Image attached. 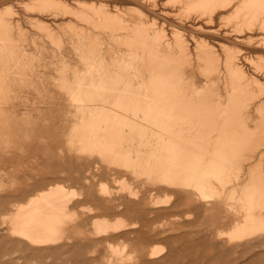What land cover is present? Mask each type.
Returning <instances> with one entry per match:
<instances>
[{"label": "rangeland", "instance_id": "rangeland-1", "mask_svg": "<svg viewBox=\"0 0 264 264\" xmlns=\"http://www.w3.org/2000/svg\"><path fill=\"white\" fill-rule=\"evenodd\" d=\"M35 1L0 0V15L2 14L0 16V120L8 119L9 134L11 135L4 137L0 134V174H2L0 175V219L1 216L13 212L20 205L26 204L33 196L45 190L52 181L54 184H63L69 191L76 192V196L72 201L75 218L67 223L66 228L67 230L74 227L78 228L81 235L76 238L78 243H75L74 246L64 243L62 246L67 247L66 250L63 247V249L57 248L46 252L27 251L23 255L21 249L7 240L0 230V247L2 248H0V264H64V262L65 264H73L72 262L75 260L74 264H236L237 262V264H263L264 228H257L256 224L249 223L250 235L241 239H233L230 232L236 224L247 225L249 218H258L256 212L264 211V207H260L264 206V204L261 205V202L258 205L257 202L252 204L255 199L251 195L249 186L250 184L255 188L258 187L256 191L261 187L264 188V65H261L264 64V53H261L264 52V49H262L264 48V29H262L264 27V0H227L228 3L224 0L223 2L227 5L230 3L229 8L224 11H219V5H216L215 2V4H212L201 0H159V5L158 0L155 2H152L154 0H147L144 5L148 9L149 4H156V15H149L150 17H145V11L138 5L119 1L114 3L118 5L117 9L128 11L124 18L114 19L115 25L111 23L112 26L109 25L111 28L107 25L112 21L106 20L104 17L101 18V20H104L101 24L99 23L101 21L100 17H93L95 14L55 16V14L62 13L61 9L57 10L55 7L53 9V7L50 8V6L45 5L47 9L45 12L44 6H41L42 1ZM56 1H66L70 3L69 5L73 9L76 7L71 4L74 3V0ZM164 1L168 4L167 8L162 5H167ZM185 3L187 4L184 5ZM33 5L39 7L37 10H43L45 13L42 14L43 18L37 14H31ZM204 5L208 6L209 12ZM171 6L173 7L171 8ZM212 6L215 9L217 8L218 11L214 10ZM8 8L10 9L9 13H5L6 10H9ZM183 8L186 10L184 11ZM109 9L111 12H114V9L116 10L114 6ZM210 9L214 14L213 16ZM2 10L3 13H1ZM189 10L194 11L190 12ZM133 11L137 14H134ZM163 13H166L168 17L164 16ZM199 13L202 14V17ZM139 14L141 16L143 14V16L140 17ZM169 14L171 16L174 14V16L171 17ZM185 14L186 16H183ZM196 14L199 15V18ZM26 15L28 18L42 19L46 24L37 23L35 20H27L25 19ZM207 16H210L211 19ZM51 17L55 18L52 19ZM95 18H98V21H95ZM155 18L157 21H155ZM207 19H210V21ZM150 22L153 24L151 25ZM173 22L174 25L182 27L183 30L186 29L183 31L185 32L184 35H182L184 45L187 46V50L184 52L172 46L168 48L163 41L156 40L155 33L151 32L154 28L158 31L162 27L167 36L166 40L171 42L172 35L168 28H170L169 25H173ZM207 22H210L208 26ZM198 26H200V29H198ZM201 29L204 31H201ZM211 29L215 32H211ZM191 30L193 31L191 32ZM230 32L235 35L232 33L229 35ZM188 33L190 37H188ZM243 33H245V36ZM204 34L206 37H204ZM195 38L204 43L205 48L208 49L207 51L210 50L209 52H211L213 58H211V61L207 56L205 57V52L195 50L193 40ZM248 43L251 45H248ZM238 44H243V47ZM262 45L263 47H261ZM224 48L226 49L224 50ZM241 48L244 50H241ZM238 50L240 52H237ZM244 56L247 57L244 58ZM230 57H234L233 60L232 58L230 60ZM260 57L261 59H259ZM213 60L215 63H211ZM227 60L228 62H226ZM231 61L238 64L237 72L231 69L232 67L229 64ZM250 61L253 65L249 63ZM259 66L261 67L258 69ZM240 67L242 71L239 69ZM91 68L92 70L96 69L93 70L92 75L95 83L103 85L101 78L108 77L106 78L108 80L106 86L109 90L105 91L106 89L103 90L100 86V93L102 94H97V91H94L92 97H94L95 102L72 101L70 95L71 91L76 89L77 78ZM251 69L256 73L254 74ZM164 76H170L172 82L178 85V96H175L177 102L185 103L190 100H198L197 102L202 104V107L197 110L204 113L207 120L211 116H215L219 121L221 120L220 122L217 121L216 125L210 124L201 127L204 133L203 144L200 148L203 149L204 154L211 155L215 144L223 147L229 145L224 139L225 129L233 131L237 135H246V138L230 143L233 151L231 156H227L228 162H223L224 168L216 171H206L205 175H208L213 191L211 194L200 192L193 183L188 186L177 185L176 188L170 189L164 186L165 189L159 187L162 183L154 181L152 177L163 168L170 165L174 167L175 163L169 162V158L174 159L176 156L167 151L171 148L169 142H184L187 140L184 137L192 130L190 125L185 122L169 126L162 125L153 109H150V105L156 101V92L153 88L156 86L157 80L162 79ZM86 79L88 81V78ZM193 89H199L198 97L193 93L194 91L192 92ZM89 92L87 93L89 94ZM100 103L102 104L101 107L104 108L97 107L100 106ZM109 109L111 110L109 111ZM114 110L115 112H113ZM82 112L84 115L86 113L85 116L100 117L102 121H105L94 122L93 124L94 126L103 127L95 130V133L99 136L98 141L102 145L91 149L92 151H99V148L100 151L105 152L101 156L96 153L80 151L82 149H80L81 146L78 143L83 141L81 136L86 133V131L79 128L82 124ZM124 116L126 117L124 118ZM130 118L132 119L130 120ZM137 123L138 125H135ZM15 126L19 128L18 132L15 131ZM105 127L107 128L105 129ZM117 130L118 132H116ZM72 131H74V134ZM10 132L17 137H13ZM120 132L124 133V138L113 139L110 137V135ZM171 133L182 135L184 133L185 136L183 135L182 138H180L181 136L171 137ZM145 135L147 136L145 137ZM140 136L143 142L140 140ZM217 136L218 139L216 140ZM6 141H11V144L9 143V147L3 150L5 146L3 144ZM38 141L40 142L38 143ZM26 144L30 148H26L28 147ZM37 145L38 148H36ZM50 146L52 150L49 149ZM37 149L40 151L39 153ZM109 149L113 152H109ZM142 149L146 152H143ZM18 154L25 158L18 157ZM47 157H49V161ZM58 157H60V162ZM75 157H77V161ZM43 158L44 160H42ZM65 158L70 160L69 163ZM203 158L205 163L210 161L207 155H203ZM92 159L94 160L90 161ZM100 159H109L110 161L104 163ZM96 160L98 163L95 162ZM23 161L26 165L28 163V167L23 165ZM149 162L150 166H148ZM61 163H63V166H61ZM74 164H76V167H74ZM29 165L32 168H29ZM67 166L70 168L64 169ZM92 166L93 168L97 166L98 170L97 168L93 169ZM58 168L61 170L59 171ZM146 168L148 169L146 170ZM51 173L52 176H50ZM67 174L68 177H66ZM213 174L215 176H211ZM104 185L106 193H103L101 189ZM26 190L29 192H26ZM135 190L136 192H134ZM173 191L175 194L180 193V195L176 197L175 194H172ZM122 195L127 196L126 199ZM179 196L181 199H179ZM260 196L264 198L263 195ZM142 197L144 200L141 199ZM262 197L260 198L262 199ZM260 198L259 200H261ZM125 208L128 209L125 210ZM96 217H105L110 222L119 221L122 227L118 231L111 232L108 237L97 240L90 234L92 232L90 223ZM108 243L111 244L113 249H110ZM82 246L84 247L82 248ZM123 247H125V250ZM158 248L162 249L160 256L154 259L151 258L152 252L150 251ZM219 250L220 252H218ZM16 251L17 253H15ZM18 251L22 253L20 252L19 255ZM48 253L54 254L53 257ZM30 255L31 257H29ZM46 255L47 257H45ZM245 255L247 256L245 257ZM152 260L154 262H150ZM90 261L91 263H89Z\"/></svg>", "mask_w": 264, "mask_h": 264}, {"label": "bare ground", "instance_id": "bare-ground-1", "mask_svg": "<svg viewBox=\"0 0 264 264\" xmlns=\"http://www.w3.org/2000/svg\"><path fill=\"white\" fill-rule=\"evenodd\" d=\"M38 0H36L35 2H37ZM40 2H41V6H44V8H45V5H47L48 7L50 6V8L51 7H53V9H54V7H55V9H57V10H59V9H61V11H62V13L61 14H59V15H56L55 14V16H65V15H74V14H95L93 17H100V20H101V18L103 19V17L107 20V19H109V21H112V22H105V23H107L108 25H107V27H110L111 28V23L112 24H114L115 25V20H116V18H119V17H122V18H124V16L127 14V11H126V9L125 10H123V11H121V10H119V9H117V7H118V5L117 4H114L115 2L117 3V2H119V1H125L126 3H134V4H136V5H138L139 7H141L144 11H145V17L146 16H148V17H150L151 15H153V16H155L156 15V12H155V9H156V4L155 3H153V4H149V9L147 8V7H145V3L147 2V0H74L73 2L74 3H71V4H73V5H75L76 7H74V9L72 8V6H70L69 4L70 3H68V2H61V1H56V0H39ZM156 0H154V1H152V2H155ZM195 1V0H194ZM201 1H207V2H210V3H216V5H219L218 6V8H219V11H224V10H226L227 8H229V4L227 5L226 3H224L223 1L224 0H201ZM227 3H228V1L227 0H225ZM158 2H159V5H160V1L158 0ZM165 2V1H164ZM185 2V1H184ZM198 2V1H197ZM157 3V2H156ZM163 3V2H162ZM161 3V4H162ZM166 4H167V2H165ZM174 3H175V1H174ZM173 3V4H174ZM183 3V2H182ZM193 3V2H192ZM214 3V4H215ZM219 3V4H218ZM240 3H241V1H240ZM30 4V3H29ZM34 4H37V3H34ZM187 3H185L184 5H186ZM205 4V3H204ZM147 5V4H146ZM157 5H158V3H157ZM162 5H164V6H166V8H167V6H168V4L167 5H165V4H162ZM172 5V4H171ZM203 5V4H202ZM208 5H209V3H208ZM7 6V5H6ZM29 6V5H28ZM113 7L114 6V8H116V10L114 9V12H111L110 11V9L109 8H111V7ZM131 6V5H130ZM174 6V5H173ZM173 6H171V8L173 7ZM189 6H191V5H189ZM193 6V5H192ZM204 6H206V5H204ZM214 6V5H213ZM212 6V7H213ZM12 7V6H11ZM24 7V6H23ZM33 7V10H31L32 12H31V14H37L39 17H41V18H43V15L45 14L44 12H43V10H37L39 7L36 5V6H32ZM138 7V8H139ZM159 7V6H158ZM163 7V6H162ZM170 7V6H169ZM200 7H201V5H200ZM207 8H208V6H206ZM209 7H211V6H209ZM232 7H234V6H232ZM255 7V6H254ZM7 8V7H6ZM160 8V7H159ZM164 8V7H163ZM188 8V7H187ZM202 8V7H201ZM9 9V8H8ZM49 9V8H48ZM131 9V8H130ZM133 9H135V8H133ZM132 9V10H133ZM170 9V8H169ZM184 9V8H183ZM191 9V8H190ZM204 9V8H203ZM212 9V8H211ZM211 9H210V12H211ZM213 9L214 10H217V8L215 9L214 7H213ZM213 9H212V11H213ZM5 10V9H4ZM23 10V9H22ZM27 10V9H26ZM37 10V11H36ZM46 8H45V12H46ZM50 10V9H49ZM52 10V9H51ZM56 10V13L58 12ZM77 10H79L78 12H77ZM137 10V9H136ZM136 10H134V11H136ZM166 10V9H165ZM186 9H184V11H185ZM205 10H206V8H205ZM209 10V8L207 9V11ZM234 10H236L235 8H234ZM9 11H10V9L7 11H5V13L6 12H8L9 13ZM54 11V10H53ZM133 11V12H134ZM162 11V10H161ZM171 11V10H170ZM181 11H182V9H181ZM190 12L192 11H194V10H189ZM188 11V12H189ZM218 11V10H217ZM12 12H13V10H12ZM25 12V11H24ZM28 12H29V10H28ZM35 12H38V13H35ZM48 12V11H47ZM51 12V11H50ZM55 12V11H54ZM54 12H53V15H54ZM129 12H131V11H129ZM137 12V11H136ZM169 12V11H168ZM176 12H177V10H176ZM195 12H196V10H195ZM209 12V11H208ZM207 12V13H208ZM264 12V11H263ZM1 13H3V10H2V12ZM7 13V14H8ZM52 13V12H51ZM141 13V12H140ZM148 13V14H147ZM162 13V12H161ZM177 13H179V12H177ZM205 13V12H204ZM212 13V12H211ZM213 13H214V11H213ZM212 13V16L215 14H213ZM220 13V12H219ZM27 15H28V13H26ZM43 14V15H42ZM129 14V13H128ZM132 14V13H131ZM134 14H137V13H135L134 12ZM159 14V13H158ZM164 14V13H163ZM182 14V13H181ZM188 14V13H187ZM192 14V13H191ZM201 13H199V15H200ZM263 14V13H262ZM2 15V14H1ZM0 15V16H1ZM5 15V14H4ZM27 15H26V18L25 19H27V20H35L37 23H42V24H46V22L45 21H43L42 19V21L39 19V18H32V17H27ZM92 15H90V16H92ZM140 15V17H142L143 16V14H142V16H141V14H139ZM138 15V16H139ZM150 15V16H149ZM161 15V14H160ZM166 15V13L164 14V16ZM170 15V14H169ZM197 15V14H196ZM199 15H197V17L199 18ZM205 15H207V14H205ZM210 15V14H209ZM10 16V15H9ZM23 16V15H22ZM167 16V15H166ZM171 16V15H170ZM169 16V17H170ZM172 16H174V14H172ZM171 16V17H172ZM179 16H180V14H179ZM183 16H186V14L185 15H183ZM201 17H202V14L200 15ZM211 16V15H210ZM210 16H207V17H209L210 18ZM211 16V17H212ZM220 16V15H219ZM86 17V16H85ZM92 17V18H93ZM157 17V16H156ZM161 17H163V16H161ZM168 17V16H167ZM166 17V18H167ZM176 18H177V15L175 16ZM196 17V16H195ZM52 18V17H51ZM55 18V17H54ZM54 18H52V19H54ZM90 18V17H89ZM98 18H95V21L98 19ZM165 18V19H166ZM182 18H184V17H182ZM188 18V17H187ZM190 18V17H189ZM204 19H205V17H203ZM115 19V20H114ZM151 19V18H150ZM154 19V18H153ZM156 19V18H155ZM211 19V18H210ZM210 19H207L208 21H210ZM218 19H220V18H218ZM47 20V19H46ZM51 20V19H50ZM99 20V21H100ZM114 20V21H113ZM120 20V19H119ZM152 20V19H151ZM164 20V19H163ZM175 20V19H174ZM177 20V19H176ZM180 20H182V19H180ZM184 20H185V18H184ZM199 20V19H198ZM201 20H202V18H201ZM206 20V19H205ZM1 21V20H0ZM19 21V20H18ZM98 21V20H97ZM104 22V20H101L99 23H101V24H103V22ZM121 21V20H120ZM154 21V20H153ZM155 21H157V19L155 20ZM166 21V20H165ZM186 21V20H185ZM192 21V20H191ZM195 21V20H194ZM197 21V20H196ZM212 21V20H211ZM171 22V21H170ZM200 22V21H199ZM203 22H204V20H203ZM96 23V22H95ZM98 23V22H97ZM96 23V24H97ZM117 23V22H116ZM156 23V22H155ZM181 24H183L182 22H180ZM186 23V22H185ZM194 23H196V22H194ZM197 23H198V21H197ZM210 22H207V26H208V24H209ZM54 24V23H53ZM118 24V23H117ZM150 24H151V22H150ZM153 24V23H152ZM151 24V25H152ZM164 24V23H163ZM162 24V25H163ZM166 24V23H165ZM188 24V23H187ZM190 24V23H189ZM109 25H111V26H109ZM149 25V24H148ZM161 25V24H160ZM200 25H201V23H200ZM205 25H206V23H205ZM247 25V24H246ZM257 25V24H256ZM56 26V25H55ZM98 26V25H97ZM119 26V25H118ZM145 26V25H144ZM150 26V25H149ZM156 26V25H155ZM165 26V25H164ZM163 26V27H164ZM170 26V28H168L169 30H170V33H171V35H172V41L171 42H168L166 39H167V36H166V34H165V31H164V29L161 27L158 31H156V29L154 28V30L152 29L151 30V32L152 33H155V39L157 40V39H160V41L162 42H164L167 46H168V48H170V46H172V47H175V48H178L179 50H183V52L185 51V50H187V46L185 47V45H184V37H182V35H184V33L185 32H183V31H185V30H183V28L182 27H179V26H177L176 24L174 25V22H173V25H169ZM168 26V27H169ZM184 26V25H183ZM210 26V25H209ZM254 26V25H253ZM259 26V25H258ZM261 26V25H260ZM259 26V27H260ZM264 26V25H263ZM18 27V26H17ZM93 27V26H92ZM115 27V26H114ZM188 27H190V25H188ZM192 27V26H191ZM195 27H196V25H195ZM202 27V26H201ZM206 27V26H205ZM258 27V28H259ZM262 27V26H261ZM151 28H153V27H151ZM150 28V29H151ZM187 28V27H186ZM167 29V30H168ZM195 29V28H194ZM198 29H200V26H198ZM206 29V28H205ZM238 29H240V28H238ZM262 29H264V27L262 28ZM148 30V29H147ZM208 30V29H207ZM212 30V29H211ZM150 31V30H149ZM193 30H191V32H192ZM198 31V30H197ZM201 31H204V30H202L201 29ZM200 31V32H201ZM206 31V30H205ZM210 31V30H209ZM236 32H237V30H235ZM234 31V32H235ZM260 31V30H259ZM263 31V30H262ZM113 32H114V28H113ZM190 32V33H191ZM211 32H215L214 30H212ZM218 32V31H217ZM220 32V31H219ZM235 32V33H236ZM240 32H242V31H240ZM243 32H245L244 30H243ZM234 34L233 32H230V33H228L229 35L230 34ZM237 33H239V32H237ZM236 33V34H237ZM248 33V32H247ZM252 33V32H251ZM189 34V33H188ZM217 34V33H216ZM226 34V33H225ZM242 34V33H241ZM245 33H243V35H244ZM153 35V34H152ZM186 35V34H185ZM193 35H194V33H193ZM198 35V34H197ZM196 35V36H197ZM201 36H202V34H200ZM218 35V34H217ZM227 35V34H226ZM226 35H224V36H226ZM228 35V36H229ZM235 35V34H234ZM238 35V34H237ZM150 36V35H149ZM192 36V35H191ZM212 36V35H211ZM220 36V35H219ZM245 36V35H244ZM188 37H190V34H189V36ZM200 37V36H199ZM204 37H206L205 36V34H204ZM210 37V36H209ZM212 37H214V36H212ZM212 37H211V39H212ZM216 37V36H215ZM237 37V36H236ZM187 38V37H186ZM197 38V37H196ZM196 38L195 39H193L194 40V42H195V50L196 51H202V52H205V57L207 56V58L208 59H210V61H211V58H212V55H211V52H209V51H207L208 49L207 48H205L206 46L204 45V43L203 42H201L200 40H196ZM200 38H202V37H200ZM220 38V37H219ZM218 38V39H219ZM224 38V37H223ZM242 38V37H241ZM188 39V38H187ZM225 39V38H224ZM228 39V38H227ZM239 39V38H238ZM243 39V38H242ZM246 39V38H245ZM260 39V38H259ZM152 40V39H151ZM186 40V39H185ZM189 40V39H188ZM232 40V39H231ZM244 40V39H243ZM242 40V41H243ZM207 41H208V39H207ZM263 41V40H262ZM153 42V41H152ZM155 42V41H154ZM159 42V41H158ZM205 42V41H204ZM210 42H212V41H210ZM224 42V41H223ZM264 42V41H263ZM237 43V42H236ZM241 43V42H240ZM133 44V43H132ZM141 44V43H140ZM161 44V43H160ZM185 44H186V42H185ZM191 44V43H190ZM194 44V43H193ZM228 44V43H227ZM246 44V43H245ZM250 43H248V45H249ZM126 45V44H125ZM162 45V44H161ZM187 45V44H186ZM240 47L243 45H241V44H238ZM251 45V44H250ZM165 46V45H164ZM208 46V45H207ZM211 46V45H210ZM237 46V45H236ZM235 46V47H236ZM246 46V45H245ZM244 46V47H245ZM257 46V45H256ZM129 47V46H128ZM162 47V46H161ZM171 47V48H172ZM221 47H222V45H221ZM225 47V46H224ZM238 47V46H237ZM243 47V46H242ZM247 47V46H246ZM245 47V48H246ZM259 47V46H258ZM261 47H263V45L261 46ZM148 48V47H147ZM157 48V47H156ZM163 48V47H162ZM165 48H167V47H165ZM208 48H210V47H208ZM229 48H231V47H229ZM247 48H249V47H247ZM139 49V48H138ZM158 49V48H157ZM210 49H213V48H210ZM226 48H224V50H225ZM240 49V48H239ZM243 48H241V50H242ZM251 49V48H250ZM253 49V48H252ZM262 49H264V48H262ZM168 50V49H167ZM222 50V49H221ZM244 50V49H243ZM247 50H249V49H247ZM256 50V49H255ZM138 51V50H137ZM230 51V50H229ZM259 51V50H258ZM257 51V52H258ZM135 52V51H134ZM214 52V51H213ZM212 52V53H213ZM224 52V51H223ZM227 52V51H226ZM235 52V51H234ZM237 52H240L239 50L237 51ZM260 52V51H259ZM132 53V52H131ZM182 53V52H181ZM195 53H197V52H195ZM228 53V52H227ZM231 53H232V51H231ZM253 53V52H252ZM261 53H264V52H261ZM135 54V53H134ZM161 54V53H160ZM226 54V53H225ZM230 54V53H229ZM235 54H236V52H235ZM240 55L242 54V52L241 53H239ZM249 54V53H248ZM256 54V53H255ZM136 55V54H135ZM198 55V54H197ZM201 55V54H200ZM236 55H238V54H236ZM236 55H235V57H236ZM246 55V54H245ZM151 56V55H150ZM217 56V55H216ZM230 56H231V54H230ZM233 56H234V53H233ZM248 56V55H247ZM247 56H244V58H246ZM141 57V56H140ZM202 57V56H201ZM228 57V56H227ZM239 57V56H238ZM238 57H237V59H238ZM243 57V56H242ZM241 57V58H242ZM262 57V56H261ZM261 57L259 58V59H261ZM231 58L232 57H230V60H231ZM234 58V57H233ZM233 58H232V60H233ZM263 58V57H262ZM133 59V58H132ZM158 59V58H157ZM202 59H203V57H202ZM205 59V58H204ZM213 59V58H212ZM225 59V58H224ZM257 59V58H256ZM226 60V59H225ZM248 60V59H247ZM246 60V61H247ZM203 61H205V60H203ZM216 61V60H215ZM219 61V60H218ZM241 61V60H240ZM243 61V60H242ZM244 61H245V59H244ZM225 62V61H224ZM226 62H228V60L226 61ZM225 62V63H226ZM248 62V61H247ZM84 63H85V60H84ZM210 63V62H209ZM211 63H215L214 62V60H213V62H211ZM210 63V64H211ZM237 63V62H236ZM241 63V62H240ZM245 63V62H244ZM250 64H252V62L250 61L249 62ZM224 64V63H223ZM229 64H230V66L232 67H230L231 69H233V70H236V72L238 71V64H235V62H229ZM228 64V65H229ZM246 64V63H245ZM86 65V64H85ZM227 65V66H228ZM249 65V64H248ZM253 65V64H252ZM261 65H264V64H261ZM86 66H88V65H86ZM227 66H225V67H227ZM243 66V65H242ZM251 66V65H250ZM261 66H259L258 67V69L260 68ZM248 68H249V66H248ZM255 68V67H254ZM101 69V68H100ZM226 69V68H225ZM240 70H241V67L239 68ZM243 69V68H242ZM93 70H96L95 68L93 69ZM93 70H92V68L91 69H87L85 72H83L82 74H81V76L80 77H78L77 78V85H76V89L75 90H73V91H71L72 93H71V95H70V98H71V100L72 101H74V102H83L84 100V102H86V101H88V102H95V99H94V97H92V94L94 93V91H97V94H102V93H100V91H101V89H100V86H101V88L103 89V90H105V91H108L109 90V88H108V86H106L107 84H108V80L106 79V78H108V77H106V78H104V77H102V76H100V77H102L101 78V83H103V85H100V84H97V83H95V81H94V79H93ZM227 70V69H226ZM230 70V69H229ZM232 70V71H233ZM239 70V71H240ZM252 70V69H251ZM242 71V70H241ZM253 71V70H252ZM257 71V70H256ZM218 72V71H217ZM227 72V71H226ZM235 72V73H236ZM254 72V74L256 73L255 71H253ZM258 72V71H257ZM81 73V72H80ZM80 73H79V75H80ZM99 73H100V71H99ZM102 73V72H101ZM262 73V72H261ZM239 74H240V72H239ZM238 74V75H239ZM250 74V73H249ZM102 75V74H101ZM226 75V74H225ZM263 75V74H262ZM218 76V75H217ZM224 76V75H223ZM241 76V75H240ZM257 76H258V74H257ZM264 76V75H263ZM179 77V76H178ZM260 77V76H259ZM76 78V77H75ZM86 78H88V81H87V79ZM241 78V77H240ZM245 78H247L246 76H245ZM255 79V78H254ZM111 80V79H110ZM229 80V79H228ZM138 81V80H137ZM136 81V82H137ZM177 81V80H176ZM232 81V80H231ZM250 81H252V80H250ZM254 81V80H253ZM261 81V80H260ZM263 81V80H262ZM247 82H248V80H247ZM150 83V82H149ZM236 83V82H235ZM66 87V86H65ZM177 88H178V85L177 84H174L173 82H172V80H171V77L170 76H164L162 79H159V80H157V84H156V86L153 88L154 89V91L156 92V101H154V103H152L151 105H150V109L152 110L153 109V111H154V113H155V115L156 116H158V119H159V121H160V123L162 124V125H167V126H169V125H175V124H178V123H183V122H185V123H188L189 125H190V128L192 129L186 136L184 135V133H183V135L185 136L184 138H186L187 140H185L184 142H180V143H175V142H169V146H171V148L170 149H168L167 151L168 152H170V153H173L176 157L174 158V159H172V158H169V162H174L175 163V165H174V167H172L171 165L170 166H168V167H166V168H163V169H159L160 171H159V173L158 174H154V176H152L153 177V179H154V181H156V182H158V183H162V185L161 186H159V187H167V189L169 188H176V186L177 185H183V186H188V185H190L191 183H193V184H195L194 186L200 191V192H202V193H205V194H211V193H213V191L211 190V185H210V182H209V180H208V178L209 177H207L208 175H205V173H206V171L207 172H209V171H216V170H219V169H221V168H224V165H222L223 164V162H228V158H227V156H231V153H232V151H233V148H232V146H231V142H234V141H236V140H240V139H244V138H246V135H243V136H241V135H237L235 132H231L230 130H226L225 129V132H224V134H225V136H224V139H225V142H228L229 143V147L228 146H219V145H216L215 144V148H214V151H213V153L210 155V154H208V153H205L204 154V152L202 151L203 149H201L200 147H201V145L203 144V141H202V138H203V131L201 130V127H205V126H209L210 124H212V125H216V123H217V121H219V119H217L215 116H211L208 120L206 119L207 117L204 115V113H200L197 109H199L200 107H202V104H200L199 102H197V101H195V100H190V101H188V102H177L176 101V95L178 94V90H177ZM69 90V89H68ZM90 91V92H89ZM194 91V92H193ZM70 92V91H69ZM87 92H89V94L87 93ZM147 92V91H146ZM192 92L196 95V97H198L199 95V89H193L192 90ZM202 93V92H201ZM10 95V94H9ZM96 95V94H95ZM136 96V95H135ZM178 96V95H177ZM14 97V96H13ZM60 97V96H59ZM106 97V96H105ZM193 97V96H192ZM141 98V97H140ZM194 98V97H193ZM16 99V98H15ZM179 99V98H178ZM108 101V100H107ZM13 102V101H12ZM52 102V101H51ZM50 102V103H51ZM73 102V103H74ZM120 102V101H119ZM102 103V102H101ZM100 103V106H97V107H100V109L101 108H104V107H101V104ZM92 104V103H91ZM91 104H89V105H91ZM105 104H106V102L104 103V106H105ZM111 104V103H110ZM85 105H88V104H85ZM97 105V104H96ZM130 105H132V104H130ZM52 106V105H51ZM70 106V105H69ZM76 106H78V105H76ZM134 106V105H133ZM4 107V106H3ZM53 107V106H52ZM72 107V106H71ZM82 107H83V105H82ZM85 107V106H84ZM92 107H94V106H92ZM91 107V108H92ZM216 107V106H215ZM1 108H2V106H1ZM78 108V107H77ZM109 108V107H108ZM108 108H106V109H108ZM88 109H89V106H88ZM132 109V108H131ZM71 110H72V108H71ZM111 109H109V111H110ZM69 111V110H68ZM88 111V110H87ZM117 111V110H116ZM84 112V111H83ZM83 112H82V114H83ZM95 112V111H94ZM113 112H115V110L113 111ZM134 112V111H133ZM98 113V112H97ZM106 113V112H105ZM118 113V112H117ZM122 113V112H121ZM73 114V113H72ZM107 114V113H106ZM67 115H68V113H67ZM85 115H86V113H85ZM84 114H83V116H82V118H81V116H80V118H81V122H82V124H81V126L79 127V128H81L83 131H86V133H84V134H82V136H81V138L83 139V141H81V142H79L78 143V145L79 146H81V148L80 149H82V150H80L81 152H90V153H96L98 156H101V155H103V153H105V152H103V151H100V149L98 148V150L99 151H92L91 149L93 148V147H97V146H100V145H102V143L101 142H99L98 141V138H99V136L95 133V130H99V129H102L103 127L102 126H94L93 124H94V122H98V123H100V122H105L104 120L102 121V118H100V117H98V118H92V116H90V115H88V116H85ZM124 115H126V114H124ZM150 115V114H149ZM25 116V115H24ZM120 116H122V114H120ZM68 117V116H67ZM66 117V118H67ZM126 116H124V118H125ZM130 117V116H129ZM140 117V116H139ZM132 118H130V120H131ZM70 120V119H69ZM106 120V119H105ZM117 121V120H116ZM127 121V120H126ZM136 121H138V120H136ZM221 121V120H220ZM219 121V122H220ZM133 122V121H132ZM78 123V122H77ZM125 123H127V122H125ZM157 123V122H156ZM8 119H5V120H0V134H1V136H7V135H10L9 134V128H8ZM73 124V123H72ZM115 124V123H114ZM118 124V123H117ZM128 124H129V122H128ZM135 125H138V123L137 124H135ZM219 125V124H218ZM114 126V125H113ZM115 126H116V124H115ZM124 126V125H123ZM140 126V125H139ZM177 126V125H176ZM72 127V126H71ZM76 127V126H75ZM102 127V128H101ZM122 127V126H121ZM142 127H144L143 125H142ZM178 127V126H177ZM7 128H8V130H7ZM15 128V131L16 132H18V127L17 126H15L14 127ZM66 128V127H65ZM107 127H105V129H106ZM124 128V127H123ZM127 128H129V127H127ZM134 128V127H133ZM152 128V127H151ZM6 129V130H5ZM73 129V128H72ZM115 129V128H114ZM147 129V128H146ZM149 129V128H148ZM180 129H182V128H180ZM74 130V129H73ZM125 130V129H124ZM131 130V129H130ZM176 130V129H175ZM184 130H185V128H184ZM63 131H64V129H63ZM121 131V130H120ZM152 131H153V129H152ZM73 132V134H74V131H72ZM101 132V131H100ZM116 132H118V130L116 131ZM145 132V131H144ZM148 132V131H147ZM10 133H12V132H10ZM70 133V132H69ZM103 133H104V131H103ZM111 133H112V131H111ZM13 134V133H12ZM61 134H62V132H61ZM68 134V133H67ZM77 134V133H76ZM100 134V133H99ZM144 134V133H143ZM51 135V134H50ZM70 135V134H69ZM107 135H109V134H107ZM149 135V134H148ZM162 135V134H161ZM183 135L182 134H174V133H171V137L172 136H174V137H178V136H181L180 138H182L183 137ZM11 136V135H10ZM13 137H17L15 134H13L12 135ZM76 136V135H75ZM131 136H132V134H131ZM147 135H145V137H146ZM32 137V136H31ZM52 137H53V135H52ZM74 137V136H73ZM77 137V136H76ZM110 137L111 138H113V139H122V138H124L125 137V135H124V133L123 132H120V133H115V134H112V135H110ZM143 137V136H142ZM55 138H57V137H55ZM128 138V137H127ZM162 138H163V136H162ZM165 138V137H164ZM169 138V137H168ZM179 138V139H180ZM81 139V140H82ZM103 139H104V137H103ZM132 139H133V137H132ZM134 139H135V137H134ZM150 139V138H149ZM156 139V138H155ZM218 139V136L216 137V140ZM71 140H72V137H71ZM137 140V139H136ZM140 140H141V136H140ZM145 140V139H144ZM50 141H51V139H50ZM52 141H54V140H52ZM56 141H57V139H56ZM61 141V140H60ZM142 141V140H141ZM149 141V140H148ZM174 141V140H173ZM40 141H38V143H39ZM130 142V141H129ZM143 142V141H142ZM150 142V141H149ZM178 142V141H177ZM9 143L11 144V141L9 142V141H6L4 144H3V146H4V148H3V150H6L7 149V147H9ZM30 143V142H29ZM38 143H35V144H38ZM48 144H50V143H48ZM127 144V143H126ZM129 144H133V143H129ZM28 147H26V148H30L29 147V145L28 144H26ZM26 145H24V146H26ZM39 145V144H38ZM37 145V147L36 148H38L39 146ZM51 146H52V144H50ZM67 145V144H66ZM121 145V144H120ZM135 145V144H134ZM134 145H132V146H134ZM136 145H138V144H136ZM35 146V145H34ZM51 146H50V148L49 149H51L52 150V148H51ZM71 146H72V144H71ZM32 147V146H31ZM52 147H55V146H52ZM60 147V146H59ZM138 147V146H137ZM145 147V146H144ZM34 148V147H33ZM152 148V147H151ZM169 148V147H168ZM35 149V148H34ZM59 149V148H58ZM57 149V150H58ZM65 149V148H64ZM64 149H61V150H64ZM139 149V151L141 150L140 149V147L138 148ZM41 150H43V149H41ZM46 151H47V148L45 149ZM61 150H59V151H61ZM143 150V149H142ZM213 150V149H212ZM35 151V150H34ZM37 151H38V153L40 152L38 149H37ZM68 151V150H67ZM135 151H137V150H135ZM12 153H13V151H11ZM49 152H51V151H49ZM48 152V153H49ZM109 152H113L111 149H109ZM143 152H146V151H144L143 150ZM151 152V151H150ZM36 153V152H35ZM61 153H63V152H61ZM133 153V152H132ZM11 154V153H10ZM15 154V153H14ZM37 154V153H36ZM64 154V153H63ZM62 154V155H63ZM68 154V153H67ZM142 154V153H141ZM13 155V154H12ZM19 155V154H18ZM32 155V154H31ZM41 155V154H40ZM48 155V154H47ZM53 155V154H52ZM143 155V154H142ZM164 155H166V154H164ZM203 155H207L208 157H209V162H206L205 163V161H204V158H203ZM34 156V155H33ZM37 156H39V155H37ZM45 156H46V154H45ZM66 156V155H65ZM4 157V156H3ZM18 157H21L20 155L18 156ZM61 157V156H60ZM60 157H58V161H59V158ZM68 158L70 157V156H67ZM77 157H79V156H77ZM77 157H75V160L77 161ZM112 157V156H111ZM14 158H15V156H14ZM21 158H25L24 156L23 157H21ZM41 158V157H40ZM48 158L49 157H47V160H48ZM52 158V157H51ZM50 158V159H51ZM71 158H72V156H71ZM16 159H17V157H16ZM46 159V158H45ZM65 159H67V158H65ZM79 159V158H78ZM137 159H138V157H137ZM139 159H141V158H139ZM14 160V159H13ZM23 160V159H22ZM25 160V159H24ZM42 160H44V158L42 159ZM46 160V161H47ZM57 160V159H56ZM56 160H53V161H56ZM63 160V159H62ZM68 160V159H67ZM73 160V159H72ZM75 160H73V161H75ZM94 159H92V160H90V161H93ZM101 160V162H104V163H108L110 160L109 159H100ZM123 160V159H122ZM49 161V160H48ZM61 161V160H60ZM59 161V162H60ZM65 161V160H64ZM69 161L70 160H68V163H69ZM90 161H89V163H90ZM124 161H125V159H124ZM143 161V160H142ZM150 161V160H149ZM11 162V161H10ZM14 162V161H13ZM18 162H20L19 160H18ZM25 161H23V165H26L25 163H24ZM57 162V161H56ZM59 162H57V164H60ZM95 162H97L98 163V161L96 160ZM94 162V163H95ZM29 163H30V161H29ZM35 163H36V161H35ZM35 163H34V165H35ZM46 163H48V162H46ZM79 163V162H78ZM97 163H96V165H97ZM119 163V162H118ZM143 163H144V161H143ZM17 164V163H16ZM20 164H21V162H20ZM19 164V165H20ZM31 164V163H30ZM37 164H38V162H37ZM49 164H51L50 162H49ZM49 164H47V165H49ZM63 163H61V166H63L62 165ZM64 164H66V163H64ZM71 164H72V162H71ZM142 164V163H141ZM163 164V163H162ZM165 164V163H164ZM27 165H28V163H27ZM26 165V166H27ZM33 165V166H34ZM40 165V164H39ZM38 165V166H39ZM45 165V164H44ZM44 165H42V166H44ZM46 165V166H47ZM76 164H74V167H76L75 166ZM90 165V164H89ZM88 165V166H89ZM92 165H93V162H92ZM99 165V164H98ZM51 166V165H50ZM55 167H56V164L54 165ZM60 166V165H59ZM58 166V167H59ZM71 166V165H70ZM78 166V165H77ZM101 166V165H100ZM105 166V165H104ZM138 166V165H137ZM148 166H150V162H149V164H148ZM19 167H22V166H19ZM28 167V166H27ZM36 167V166H35ZM52 167V166H51ZM87 167V166H86ZM154 167V166H153ZM152 167V168H153ZM159 167V166H158ZM10 168V167H9ZM29 168H32L30 165H29ZM29 168H27V169H29ZM37 168H39V167H37ZM40 168H41V165H40ZM45 168V167H44ZM44 168H42V169H44ZM48 168H49V166H48ZM48 168H46V169H48ZM67 168H70L69 166H67L66 168H64V169H67ZM92 168H93V166H92ZM95 168H97V170H98V167L96 166H94V168L93 169H95ZM105 168V167H104ZM104 168H102V169H104ZM11 169V168H10ZM13 169V168H12ZM16 169V168H15ZM22 169V168H21ZM45 169V170H46ZM57 169V168H56ZM59 169V168H58ZM91 169V168H90ZM111 169V168H110ZM148 168H146V170H147ZM6 170V169H5ZM32 170V169H31ZM49 170V169H48ZM61 169H59V171H60ZM63 170V169H62ZM70 170V169H69ZM77 170V169H76ZM75 170V171H76ZM92 170V169H91ZM121 170V169H120ZM119 170V171H120ZM26 171V170H25ZM43 171V170H42ZM54 171H55V169H54ZM74 171V172H75ZM80 171V170H79ZM118 171V172H119ZM29 172V171H28ZM39 172V171H38ZM48 172V171H47ZM47 172H45V173H47ZM64 172H65V170H64ZM5 173V172H4ZM44 173V172H43ZM55 173V172H54ZM70 173V172H69ZM73 173V172H72ZM85 173V172H84ZM99 173H100V171H99ZM98 173V174H99ZM102 173V172H101ZM123 173V172H122ZM222 173V172H221ZM11 174V173H10ZM41 174V173H40ZM80 174V173H79ZM95 174V173H94ZM97 174V175H98ZM152 174V173H151ZM220 174V173H219ZM0 175H2V174H0ZM43 175V174H42ZM46 175V174H45ZM72 175V174H71ZM87 175V174H86ZM30 176H33V175H30ZM50 176H52V173H51V175ZM54 176H57V175H54ZM92 176H93V174H92ZM211 176H215V174H213V175H211ZM218 176V175H217ZM66 177H68V174H67V176ZM96 177V176H95ZM131 177V176H130ZM1 178H2V176H1ZM61 177L59 176V179H60ZM92 178V177H91ZM217 178V177H216ZM56 179V178H55ZM88 179V178H87ZM100 179V178H99ZM11 180V179H10ZM16 180V179H15ZM61 180V179H60ZM66 180H68V179H66ZM71 180V179H70ZM44 181V180H43ZM135 181V180H134ZM142 181V180H141ZM21 182V181H20ZM44 182H46V181H44ZM43 182V183H44ZM1 183V182H0ZM3 183H5V182H3ZM49 183V182H48ZM91 183V182H90ZM95 183H96V181H95ZM102 183V182H101ZM137 183V182H136ZM71 184V183H70ZM103 184V183H102ZM125 184V183H124ZM249 184V183H248ZM247 184V185H248ZM1 185V184H0ZM42 185V184H41ZM81 185V184H80ZM139 185V184H138ZM79 186V185H78ZM150 186V185H149ZM246 186V185H245ZM249 186H250V188H251V190H250V192H251V195L252 196H254V198L253 199H255V200H253L254 201V203L252 202V204H255L256 202H257V205L261 202V205L262 204H264V198L262 197V196H260L258 193H257V191H256V188H258V187H254L253 185L251 186L250 184H249ZM155 187V186H154ZM153 187V188H154ZM164 187V188H165ZM110 188H112V187H110ZM118 188V187H117ZM253 188V189H252ZM81 189V188H80ZM83 189H85V188H83ZM102 192L103 193H106L107 191H106V188H105V185L104 186H102ZM107 189H109V188H107ZM166 189V188H165ZM180 189H181V187H180ZM234 189V188H233ZM246 189V188H245ZM94 190V189H93ZM249 190V189H248ZM172 191V190H171ZM176 191V190H175ZM184 191V190H183ZM26 192H29V191H27L26 190ZM80 192V191H79ZM134 192H136V190L134 191ZM178 192H179V190H178ZM215 193V192H214ZM249 193V192H248ZM82 194V193H81ZM89 194V193H88ZM137 194H139V193H137ZM172 194H175L174 193V191H173V193ZM185 194V193H184ZM29 195V194H28ZM130 195H131V193H130ZM176 195V197H177V195H180V193L179 194H175ZM174 195V196H175ZM256 195V196H255ZM75 196H76V192L75 191H69V190H67L64 186H63V184H61V183H52V181L48 184V186L46 187V189L45 190H42V191H40L39 192V194L38 195H36V196H33L26 204L24 203V205H20L19 207H17L13 212H10V213H8L7 215H3V216H1V219H0V230L4 233L3 235L4 236H6V238H7V240H9L10 242H12L13 244H15L16 246H18L19 247V249H21V251L23 252V255L25 254V253H27V251H35V252H46V251H49V250H53V249H59V248H62L63 249V247L64 246H62L64 243L65 244H68V245H73L74 246V244L75 243H78V242H76V238L79 236V235H81V233H80V231L78 230V228H72V229H69V230H67V228H66V225H67V223L69 222V221H72L74 218H75V212L72 210V205H73V203H72V201H73V199L75 198ZM119 196H120V194H119ZM123 196V195H122ZM139 196V195H138ZM182 196V195H181ZM208 196V195H207ZM210 196V195H209ZM212 196V195H211ZM214 196V195H213ZM264 196V195H263ZM124 198L125 197H127V196H123ZM122 197V198H123ZM139 197H141V196H139ZM169 197V196H168ZM180 197V196H179ZM183 197V196H182ZM187 197V196H186ZM260 197H262V199L260 198ZM207 198V197H206ZM212 198V197H211ZM229 199H230V197H228ZM248 198V197H247ZM259 198L261 199V200H259ZM1 199H2V197H1ZM91 199V198H90ZM112 199H114V198H112ZM126 199V198H125ZM137 199V198H136ZM141 199H143V197L141 198ZM179 199H181V197L179 198ZM183 199V198H182ZM20 200V199H19ZM144 200V199H143ZM263 200V201H262ZM99 201V200H98ZM97 201V202H98ZM138 201V200H137ZM136 201V202H137ZM251 201V200H250ZM155 202H157V201H155ZM242 202V201H241ZM263 202V203H262ZM80 203V202H79ZM125 203H127V202H125ZM129 203V202H128ZM153 203V202H152ZM2 204V203H1ZM148 204V203H147ZM124 205V204H123ZM167 205V204H166ZM171 205V204H170ZM9 206V205H8ZM81 206V205H80ZM128 206H129V204H128ZM138 206V205H137ZM159 206V205H158ZM127 207V206H126ZM191 207V206H190ZM245 207V206H244ZM260 207H264V206H260ZM112 208V207H111ZM248 208V207H247ZM79 209V208H78ZM110 209V208H109ZM126 209H128V208H125V210ZM83 210V209H82ZM103 210V209H102ZM249 210V209H248ZM104 211V210H103ZM245 211H247L246 209H245ZM196 212V211H195ZM194 212V213H195ZM251 213V212H250ZM249 214V213H248ZM247 215V214H246ZM245 215V216H246ZM255 216V215H254ZM163 217V216H162ZM250 217V216H249ZM251 217H253L252 215H251ZM256 217H258L257 219L256 218H249L248 219V224L247 225H239V224H236L235 226H234V228L232 229V231L230 232V236L233 238V239H241L242 237H248L250 234H249V223H252V224H256V227L257 228H259V227H261L262 229L264 228V211L263 212H261V211H258V212H256ZM93 219V218H92ZM175 219V218H174ZM243 221H245V220H243ZM236 222V221H235ZM234 222V223H235ZM240 223V222H239ZM91 224V230H92V232L90 233L91 235H92V237H94L95 239H104V238H106V237H108V235L111 233V232H115V231H118L121 227H122V224L119 222V221H114V222H110V221H108L105 217H96V218H94L93 219V221H92V223H90ZM245 224V223H244ZM230 226V225H229ZM129 229V228H128ZM230 229V230H231ZM90 231V230H89ZM131 231V230H130ZM225 231V230H224ZM223 231V232H224ZM228 231V230H227ZM122 232H124V231H122ZM119 233V232H118ZM117 233V234H118ZM145 233V232H144ZM228 233V232H227ZM129 234V233H128ZM219 234V233H218ZM212 237V236H211ZM261 237H262V235H261ZM5 238V237H4ZM85 238V237H84ZM222 238V237H221ZM79 239V238H78ZM86 239V238H85ZM87 239H88V237H87ZM178 239V238H177ZM180 239V238H179ZM219 239V238H218ZM260 239V238H259ZM262 239V238H261ZM1 240V239H0ZM82 240V239H81ZM84 240V239H83ZM87 241V240H86ZM169 241V240H168ZM211 241H212V239H211ZM219 241V240H218ZM253 241V240H252ZM261 241V240H260ZM2 242H3V240H2ZM1 242V243H2ZM80 243V242H79ZM104 243V242H103ZM117 243V242H116ZM236 243V242H235ZM254 243H255V241H254ZM254 243H253V245H254ZM3 244V243H2ZM9 244V243H8ZM81 244H83V243H81ZM87 244V243H86ZM155 244V243H154ZM224 244V243H223ZM108 245L110 246V249H113V247H111V244L110 243H108ZM160 245V244H159ZM164 245V244H163ZM162 245V246H163ZM95 246V245H94ZM98 246H100V245H98ZM167 246V245H166ZM165 246V247H166ZM225 246H226V244H225ZM238 246H239V244H238ZM84 246H82V248H83ZM257 247V246H256ZM1 248V247H0ZM67 248V247H66ZM66 248L64 247V249L66 250ZM75 248H76V246H75ZM81 248V249H82ZM156 248V247H155ZM258 248H259V246H258ZM2 249V248H1ZM17 249V248H16ZM123 249L125 250V247H123ZM144 249V248H143ZM172 249V248H171ZM175 249V248H174ZM246 250H247V248H245ZM4 250V249H3ZM78 250V249H77ZM136 250V249H135ZM168 250V249H167ZM166 250V251H167ZM227 250V249H226ZM245 250V251H246ZM20 251V252H21ZM150 251V250H149ZM230 251V250H229ZM243 251H244V249H243ZM4 252V251H3ZM19 252V251H18ZM20 252H19V255H20ZM21 252V253H22ZM60 252V251H59ZM73 252V251H72ZM79 252V251H78ZM150 252H152L151 253V258H158V256H160V254H161V252H162V249H160V248H158V249H155V250H152V251H150ZM173 252V251H172ZM218 252H220V250L218 251ZM227 252V251H226ZM237 252H239V251H237ZM8 253H10V252H8ZM7 253V254H8ZM15 253H17V251L15 252ZM82 253V252H81ZM6 254V255H7ZM11 254V253H10ZM9 254V255H10ZM49 254V253H48ZM134 254V253H133ZM148 254H149V252H148ZM171 254V253H170ZM222 254V253H221ZM240 254H241V252H240ZM12 255V254H11ZM16 255H18V254H16ZM18 255V256H19ZM39 255V254H38ZM49 255H51V254H49ZM54 255V254H53ZM53 255H51L52 257H53ZM72 255V254H71ZM165 255V254H164ZM218 255V254H217ZM216 255V256H217ZM224 255V254H223ZM225 255H227V254H225ZM248 255V254H247ZM247 255H245V257L247 256ZM263 255V254H262ZM51 256H49V257H51ZM58 256V255H57ZM216 256H214V257H216ZM237 256H239V255H237ZM3 257V256H2ZM16 257V256H15ZM29 257H31V255L29 256ZM39 257V256H38ZM45 257H47V255L45 256ZM73 257V256H72ZM257 257V256H256ZM14 258V257H13ZM55 258V257H54ZM77 258V257H76ZM79 258H81V257H79ZM83 258V257H82ZM85 258V257H84ZM90 258V257H89ZM149 258V257H148ZM232 258V257H231ZM230 258V259H231ZM24 259V258H23ZM36 259V258H35ZM42 259V258H41ZM78 259V258H77ZM91 259V258H90ZM93 259V258H92ZM95 259V258H94ZM224 259V258H223ZM246 259V258H245ZM256 259V258H255ZM30 260V259H29ZM68 260H70V259H68ZM166 260V259H165ZM221 260V259H220ZM254 260V259H253ZM3 261V260H2ZM15 261V260H14ZM13 261V262H14ZM24 261V260H23ZM43 261V260H42ZM60 261V260H59ZM61 261H63V260H61ZM64 261H66V260H64ZM76 261V260H75ZM75 261L74 262H72L73 264L75 263ZM84 261V260H83ZM230 261H232V260H230ZM238 261V260H237ZM255 261V260H254ZM0 262H1V260H0ZM12 262V261H11ZM30 262H31V260H30ZM55 262H56V260H55ZM54 262V263H55ZM150 262H154L153 260L152 261H150ZM167 262V261H166ZM240 262V261H239ZM256 262H258V261H256ZM15 263V262H14ZM63 263V262H62ZM89 263H91V261L89 262ZM235 263V262H234ZM238 263V262H237ZM236 263V264H237ZM249 263H250V260H249ZM255 263V262H254ZM10 264V263H9ZM30 264V263H29ZM50 264V263H49ZM56 264V263H55ZM58 264V263H57ZM64 264H65V262H64ZM81 264V263H80ZM92 264V263H91ZM156 264V263H155ZM256 264V263H255ZM264 264V263H263Z\"/></svg>", "mask_w": 264, "mask_h": 264}, {"label": "crops", "instance_id": "crops-1", "mask_svg": "<svg viewBox=\"0 0 264 264\" xmlns=\"http://www.w3.org/2000/svg\"><path fill=\"white\" fill-rule=\"evenodd\" d=\"M257 191L260 195H264V188L261 187Z\"/></svg>", "mask_w": 264, "mask_h": 264}]
</instances>
